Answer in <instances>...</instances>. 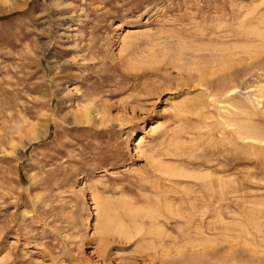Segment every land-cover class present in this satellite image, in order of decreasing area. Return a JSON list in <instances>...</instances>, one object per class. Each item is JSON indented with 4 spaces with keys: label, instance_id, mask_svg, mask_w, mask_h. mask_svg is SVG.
I'll return each instance as SVG.
<instances>
[{
    "label": "rangeland",
    "instance_id": "obj_1",
    "mask_svg": "<svg viewBox=\"0 0 264 264\" xmlns=\"http://www.w3.org/2000/svg\"><path fill=\"white\" fill-rule=\"evenodd\" d=\"M0 264H264V0H0Z\"/></svg>",
    "mask_w": 264,
    "mask_h": 264
},
{
    "label": "bare ground",
    "instance_id": "obj_2",
    "mask_svg": "<svg viewBox=\"0 0 264 264\" xmlns=\"http://www.w3.org/2000/svg\"><path fill=\"white\" fill-rule=\"evenodd\" d=\"M90 108H91V107H85L83 112H81V113H79V114L73 116L74 119H75L76 121L88 120V119L90 118V113H91V112H90Z\"/></svg>",
    "mask_w": 264,
    "mask_h": 264
}]
</instances>
